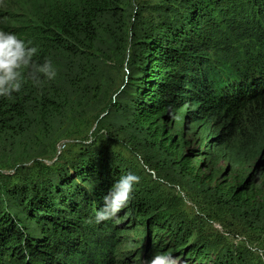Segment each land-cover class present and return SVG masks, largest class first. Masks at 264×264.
<instances>
[{"label": "trees", "instance_id": "1", "mask_svg": "<svg viewBox=\"0 0 264 264\" xmlns=\"http://www.w3.org/2000/svg\"><path fill=\"white\" fill-rule=\"evenodd\" d=\"M32 2L27 13L0 12V30L32 41L34 60H50L57 76L42 88L26 81L19 93L0 98V166L10 161L19 171L12 181L5 175L0 187V264H120L119 247L134 245L122 242L127 232L144 238L135 245L144 264L169 249H192L196 264L209 255L141 181L117 215L130 230L117 228L116 218L95 221L114 182L135 174L98 141L68 150L63 165L20 177L102 101L103 127L137 141L172 178L264 226V190L247 189L253 178L213 189L194 174L166 125L180 103L195 108L188 119L210 128L221 123L228 135L248 109L264 114V0H160L149 9L156 18L142 30L145 11L136 0ZM232 23L234 31L226 32ZM259 152L263 157L264 146ZM219 256L214 264H238L227 252Z\"/></svg>", "mask_w": 264, "mask_h": 264}, {"label": "rangeland", "instance_id": "2", "mask_svg": "<svg viewBox=\"0 0 264 264\" xmlns=\"http://www.w3.org/2000/svg\"><path fill=\"white\" fill-rule=\"evenodd\" d=\"M159 2L160 0H136L140 9L145 11L141 30L146 29L149 22L156 18L157 15L149 9ZM32 3V0H0V12L27 13L31 10ZM235 17L232 16L229 20L232 21ZM234 29L232 23L231 29L226 32L230 33ZM123 76L122 71L119 76L116 75V83L120 82ZM185 106L184 103L175 105L178 114L168 120L166 125L173 129L175 140L181 141L178 151L189 159L195 169L194 174L199 175L204 182L211 183L213 189L237 187L253 178L247 189L255 190L256 193L264 190V175H260L264 173V155L262 157L259 152L264 146V114H259L256 108L248 109L239 126H234L228 135L224 130L226 125L214 123L210 128L211 125L188 119L186 114L195 108L189 106L184 109ZM105 107L104 101L95 105L88 116L78 120L66 135L48 150L47 155L26 164L23 167L26 171L20 174V177H32L36 173L49 171L44 167L63 165L65 159L69 158L66 153L68 150L76 152L82 144L93 146L98 141L103 148L120 155L124 163L141 178L140 181L156 191L161 204L179 221L186 223L192 233L191 243L204 247V252L209 254L203 264H214L216 257L221 256L223 252L231 255L233 261L238 264H264L263 225L247 222L226 205L208 199L185 180L172 178L166 170L148 159L144 147L137 141L119 130L103 127L101 123L106 116ZM171 111L172 109L168 112ZM178 118H181L180 121H177ZM222 132H226L223 137ZM13 166L15 165L10 161L0 166V187L6 181L5 175H9L11 181L19 177V174L15 175L19 171ZM115 220L118 222L117 228L124 231L131 229L128 228L129 222L125 216H118ZM123 235L125 238L122 242L129 239L134 245L119 247L120 264H144V256L135 246L144 245V238L139 239L137 234L132 232ZM167 240L170 241V238ZM191 251L193 250L186 247L183 251L173 252L169 249L165 252L176 264H196L193 260L196 259L197 252L190 254Z\"/></svg>", "mask_w": 264, "mask_h": 264}, {"label": "clouds", "instance_id": "3", "mask_svg": "<svg viewBox=\"0 0 264 264\" xmlns=\"http://www.w3.org/2000/svg\"><path fill=\"white\" fill-rule=\"evenodd\" d=\"M37 53L38 48L32 46V41L0 30V98H11L13 93H19L24 83L29 80L38 88L55 80L56 68L50 60L36 62L34 57ZM140 180L141 178L133 173L121 175L103 196V205L96 211L95 221L101 223L117 218L118 213L132 201L135 186ZM146 264H176V261L168 255L158 253Z\"/></svg>", "mask_w": 264, "mask_h": 264}]
</instances>
